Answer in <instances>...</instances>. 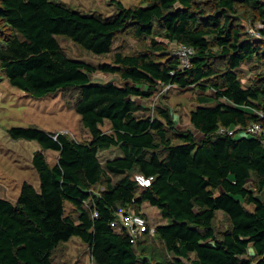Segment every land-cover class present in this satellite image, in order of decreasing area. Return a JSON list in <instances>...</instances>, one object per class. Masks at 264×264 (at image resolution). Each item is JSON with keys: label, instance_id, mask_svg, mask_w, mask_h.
<instances>
[{"label": "trees", "instance_id": "trees-1", "mask_svg": "<svg viewBox=\"0 0 264 264\" xmlns=\"http://www.w3.org/2000/svg\"><path fill=\"white\" fill-rule=\"evenodd\" d=\"M54 1L0 0V80L33 99L72 93L89 139L34 126L8 130L14 141L39 145L31 158L39 189L23 182L14 202L0 198V264H56L55 253L74 237L94 264H264V136L239 133L253 123L264 131V0H141L118 3L107 20ZM243 20L263 24L257 38ZM57 35L96 55L113 53L112 62L71 59ZM125 35L144 50L114 52ZM160 41L192 47L191 67L180 68ZM252 62L260 69L244 87L238 70ZM96 71L122 84L96 82ZM168 85L202 93L189 114L201 139L179 131L168 108L150 114L135 101ZM111 148L122 156L101 162L98 152ZM47 150L57 152L52 166ZM137 174L152 177L149 186L141 188ZM143 202L170 223L131 243L110 223L119 209L147 220Z\"/></svg>", "mask_w": 264, "mask_h": 264}, {"label": "rangeland", "instance_id": "rangeland-1", "mask_svg": "<svg viewBox=\"0 0 264 264\" xmlns=\"http://www.w3.org/2000/svg\"><path fill=\"white\" fill-rule=\"evenodd\" d=\"M140 1L55 0L54 2L71 11L107 20L112 18L119 10L118 3L124 7H131L139 5ZM242 23L250 38H257L256 30L260 29L259 26L263 27L260 21L253 23V25H249L246 20H243ZM55 38L65 54L71 59L83 61L90 65L112 62L113 53L106 56L96 55L84 49L67 36L57 35ZM160 43L166 47V53L172 54L175 52V49H173L174 45H170L165 41H160ZM143 50L144 46L132 38L131 35L122 36L116 41L114 46V52L120 51L124 54H137ZM257 67L259 65L257 66L256 63L252 62L242 65L238 70V76L244 87L250 84L254 78ZM91 78L96 82L113 81L116 84H122L117 74L109 75L96 71ZM212 93V90H207L206 92V94ZM201 94L193 85L185 89H179L173 85L168 88L160 86L150 98L136 99V102L139 106L149 109L150 114L155 113L157 106L168 108L175 121L176 128L179 131H192L196 139H199L201 135L190 125L189 114L197 107V97ZM73 100V94L69 92H58L42 99H33L21 90L10 86L7 80H0V198L14 202L18 197L23 182L30 183L35 189H39L38 177L31 165L32 155L39 150V145L35 141L12 140L8 135L9 129L34 126L47 132L66 133L78 141L89 139V133L82 128L80 117L72 108L71 102ZM108 128L109 122L105 121L102 129ZM44 155L49 165L55 164L56 151L47 150L44 151ZM121 156V152L114 148L98 152L101 162ZM101 189L103 188H98L93 190V192L97 193ZM146 209H148V214L151 218V221H148L151 228L170 223L169 219L160 215L157 208L146 204ZM65 211L66 213L73 211L70 204H65ZM221 219L222 216L219 214L217 229L223 230L225 227ZM155 245L159 246L157 243ZM54 259L56 264H94L90 258L88 247L76 237L63 244L55 253Z\"/></svg>", "mask_w": 264, "mask_h": 264}, {"label": "built area", "instance_id": "built-area-1", "mask_svg": "<svg viewBox=\"0 0 264 264\" xmlns=\"http://www.w3.org/2000/svg\"><path fill=\"white\" fill-rule=\"evenodd\" d=\"M259 28L262 29V26H259ZM193 55V48L186 45H177L175 52L172 53V56L177 57L179 59L180 68L182 69H188L189 67H191ZM169 86L170 85L166 86V88H168ZM260 116L263 115L260 114ZM218 133H227L228 135H233L235 134V129L225 130L223 128H220ZM239 133L245 137L253 135L264 136V131L262 130V127L257 123L250 124L249 126L241 129ZM134 179L142 188L149 186L150 182L152 181V177L146 178L142 175H135ZM94 216H96L95 213ZM117 216L118 219L112 221L110 223V227L118 232L125 231L131 243H135L138 237L147 231H149L150 234L154 232V228L148 227L145 218L136 214L131 209H119Z\"/></svg>", "mask_w": 264, "mask_h": 264}, {"label": "crops", "instance_id": "crops-1", "mask_svg": "<svg viewBox=\"0 0 264 264\" xmlns=\"http://www.w3.org/2000/svg\"><path fill=\"white\" fill-rule=\"evenodd\" d=\"M168 44H170V45H174V48L173 49H176V47H177V45L176 44H174V43H168ZM241 68V67H240ZM136 99H138V98H136ZM136 99H135V101H136ZM138 100H140V99H138ZM197 132V131H196ZM198 133V132H197ZM199 134V133H198ZM202 138V136L199 138V139H201ZM199 139H197V140H199ZM112 149V148H111ZM114 149H116V150H118L117 148H114ZM144 203H146V202H143V204L141 205V212H142V214L147 218V220L149 221H151V218H150V215L148 214V209H146V204H148V203H146V204H144ZM149 205V204H148ZM150 206V205H149ZM151 227V226H150ZM251 250V249H250Z\"/></svg>", "mask_w": 264, "mask_h": 264}, {"label": "bare ground", "instance_id": "bare-ground-1", "mask_svg": "<svg viewBox=\"0 0 264 264\" xmlns=\"http://www.w3.org/2000/svg\"><path fill=\"white\" fill-rule=\"evenodd\" d=\"M137 175H139V174H137ZM135 180V179H134ZM138 184V183H137ZM142 188V187H141ZM144 188V187H143ZM139 215V214H138ZM141 216V215H140ZM144 218V217H143ZM146 220V219H145ZM147 221V220H146ZM147 224H148V222H147ZM154 228V227H153Z\"/></svg>", "mask_w": 264, "mask_h": 264}]
</instances>
